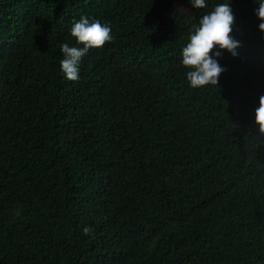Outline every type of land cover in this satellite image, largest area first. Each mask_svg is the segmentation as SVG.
I'll return each mask as SVG.
<instances>
[{
	"label": "trees",
	"instance_id": "obj_1",
	"mask_svg": "<svg viewBox=\"0 0 264 264\" xmlns=\"http://www.w3.org/2000/svg\"><path fill=\"white\" fill-rule=\"evenodd\" d=\"M177 1L0 0V264H264L258 4ZM220 3L238 56L193 88L182 49ZM85 15L113 40L70 81Z\"/></svg>",
	"mask_w": 264,
	"mask_h": 264
},
{
	"label": "clouds",
	"instance_id": "obj_2",
	"mask_svg": "<svg viewBox=\"0 0 264 264\" xmlns=\"http://www.w3.org/2000/svg\"><path fill=\"white\" fill-rule=\"evenodd\" d=\"M192 8L203 9L208 7L206 0H189ZM258 8L255 15L261 21L258 28L264 32V0H254ZM235 15L229 3H220L214 9L204 14L198 25L194 26L189 42L182 49V65L188 69L187 80L191 87L199 88L207 85L217 86L219 77L226 70L219 62L221 50H227L233 57L238 56L236 51L240 42L232 35L235 29ZM70 35L76 45L61 44L63 59L60 61L61 71L66 79L77 81L80 78V61L90 49H99L113 40L111 28L102 24L98 19L81 16L72 21ZM219 49V50H218ZM255 124L259 133L264 136V95L259 97V106L255 109ZM91 228L85 227L83 234L88 235Z\"/></svg>",
	"mask_w": 264,
	"mask_h": 264
},
{
	"label": "rangeland",
	"instance_id": "obj_3",
	"mask_svg": "<svg viewBox=\"0 0 264 264\" xmlns=\"http://www.w3.org/2000/svg\"><path fill=\"white\" fill-rule=\"evenodd\" d=\"M176 9L181 13L191 14L194 8H192L191 4H185L181 0H178Z\"/></svg>",
	"mask_w": 264,
	"mask_h": 264
}]
</instances>
